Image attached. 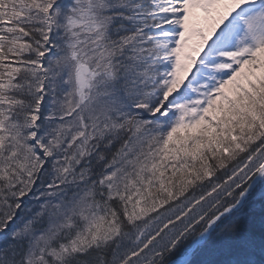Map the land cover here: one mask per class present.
Wrapping results in <instances>:
<instances>
[{
	"label": "snow or ice",
	"instance_id": "6c2138e0",
	"mask_svg": "<svg viewBox=\"0 0 264 264\" xmlns=\"http://www.w3.org/2000/svg\"><path fill=\"white\" fill-rule=\"evenodd\" d=\"M0 264H264V0H0Z\"/></svg>",
	"mask_w": 264,
	"mask_h": 264
}]
</instances>
